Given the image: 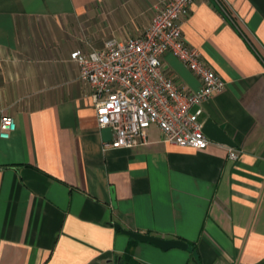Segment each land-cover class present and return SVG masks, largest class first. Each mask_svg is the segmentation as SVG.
I'll list each match as a JSON object with an SVG mask.
<instances>
[{
  "label": "crops",
  "instance_id": "crops-1",
  "mask_svg": "<svg viewBox=\"0 0 264 264\" xmlns=\"http://www.w3.org/2000/svg\"><path fill=\"white\" fill-rule=\"evenodd\" d=\"M166 0H0V264H264V0H194L185 42L226 82L204 104L235 147L106 148L70 54L142 35ZM169 74L201 81L172 53ZM229 148L238 158L229 157ZM124 229L180 239L163 250Z\"/></svg>",
  "mask_w": 264,
  "mask_h": 264
},
{
  "label": "built area",
  "instance_id": "built-area-1",
  "mask_svg": "<svg viewBox=\"0 0 264 264\" xmlns=\"http://www.w3.org/2000/svg\"><path fill=\"white\" fill-rule=\"evenodd\" d=\"M194 0H166L156 5L150 25L139 36L112 38L102 49L70 54L80 69V79L92 90L100 129L110 128L106 148H134L149 143V129L157 126L163 141L181 147L206 149L212 142L203 131L204 104L226 88V82L188 45L183 23ZM230 21L237 14L228 0H215ZM172 53L201 81L196 91L182 88L164 61ZM16 120L1 118L0 137L9 138ZM229 157L238 152L229 148Z\"/></svg>",
  "mask_w": 264,
  "mask_h": 264
},
{
  "label": "water",
  "instance_id": "water-1",
  "mask_svg": "<svg viewBox=\"0 0 264 264\" xmlns=\"http://www.w3.org/2000/svg\"><path fill=\"white\" fill-rule=\"evenodd\" d=\"M203 131L212 141L219 144L235 147V143L230 139L226 132L212 119L208 118L203 123ZM103 134L105 142L111 139L110 128H104ZM116 228L122 233L130 236L131 238L140 242H149L163 250H169L172 248L188 249L189 243L180 239H163L146 233H139L136 231H129L124 229L120 224H115Z\"/></svg>",
  "mask_w": 264,
  "mask_h": 264
}]
</instances>
